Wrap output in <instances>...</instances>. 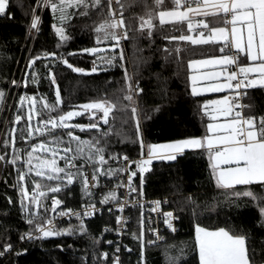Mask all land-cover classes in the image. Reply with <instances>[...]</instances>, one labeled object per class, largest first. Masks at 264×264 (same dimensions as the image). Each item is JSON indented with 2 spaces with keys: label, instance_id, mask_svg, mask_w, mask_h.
Returning a JSON list of instances; mask_svg holds the SVG:
<instances>
[{
  "label": "trees",
  "instance_id": "obj_1",
  "mask_svg": "<svg viewBox=\"0 0 264 264\" xmlns=\"http://www.w3.org/2000/svg\"><path fill=\"white\" fill-rule=\"evenodd\" d=\"M43 1L8 0L5 14L0 15V91L4 93V102L0 105V155L5 156L0 172V253H3L0 264H111L110 254L115 248L119 249V264H199L196 226L210 231L224 228L233 235H244L251 264H264V217L260 214L264 207V186L218 187L212 159L205 148L184 150L176 154L175 160H153L143 172L134 170L136 191H142L147 197L167 198L177 216L176 231H164L160 243H147L149 235L140 227L139 210L130 211L127 228L120 237L113 231L102 232L114 223V213L104 210L85 221L86 231L82 232L80 225L64 222L56 231L75 229L71 235L21 239L45 222L53 197L62 202L58 207L62 210L86 203L101 204L111 194L110 186L114 182L122 183L121 158L139 156L143 144L147 148L150 143L205 135L209 117L203 105L209 95L191 93L188 63L229 53L220 51L222 43L193 44L179 39L191 37L186 21L160 25L158 13L176 9L172 0H164L160 5L156 0H119L110 6L108 0H100L95 7L88 0L87 9L69 8L68 19L63 23L59 20L60 13H54L50 4ZM114 10L119 21L123 20V26L108 31L115 32L118 45L112 39H103V31H96L101 24L111 23ZM34 12L40 14V19L32 35L28 33V26ZM148 20L152 27L145 25L142 29L141 22ZM56 28L63 30L66 39H61ZM93 48L98 50L94 54L83 51ZM64 60L84 71H72ZM247 62L240 56V64ZM94 67L95 72L91 71ZM57 89L61 103L57 111L48 113L41 105L45 102L55 105ZM244 90L245 114L264 117V87L256 85ZM127 95L132 96L131 101L124 99ZM26 96L35 97L36 112H42L43 119L58 117L92 102L107 101L113 107L108 124L100 119L103 113L96 110L71 120L72 125L85 127L98 122V129L83 132L79 128L56 129L43 136L36 130L29 137L27 131H20L28 128L25 106L19 104L21 97ZM17 115L22 117L18 124L15 123ZM34 120L41 122V116L36 115ZM13 129H16L14 134ZM67 131L83 141L99 140L96 146L104 149L107 161L101 172L114 173L98 174L95 188L87 193L79 176H73L71 185H67L64 173L59 174L64 177L62 181L48 180V171H41L45 174L43 177L37 176V169L24 161L30 152L32 158L34 154H50L32 149L42 142L49 144L53 136H59L64 143L51 147L68 146ZM5 140L9 143L5 144ZM71 147L75 148L76 143L72 142ZM16 155L20 156L16 164L8 163ZM95 159V163L90 162L93 169L99 157ZM59 160L65 165L63 159ZM75 163L79 166L84 162ZM20 172L28 173L23 182H18ZM72 172L75 174V169ZM21 183L29 192V198L24 201L27 208L21 205ZM36 183L41 184L40 192L45 195L38 193L36 202L31 203ZM56 186L62 191L51 192L50 188ZM244 191H252L257 199L236 195ZM29 218L33 223H28ZM7 245H11L10 251H4ZM103 250L108 253L107 259L102 257Z\"/></svg>",
  "mask_w": 264,
  "mask_h": 264
},
{
  "label": "snow or ice",
  "instance_id": "obj_2",
  "mask_svg": "<svg viewBox=\"0 0 264 264\" xmlns=\"http://www.w3.org/2000/svg\"><path fill=\"white\" fill-rule=\"evenodd\" d=\"M46 4H50L53 12H59V20L61 23L65 22L68 19L69 8H84L89 7L88 0H44ZM119 0H117V3ZM164 0H156L157 5H160ZM112 0H108L109 6L111 5ZM172 3L176 6L177 9L181 8L184 5L190 3L196 4L198 6L202 5L205 9V16H213L219 20H222L224 24H230V35L229 29L226 27H217L210 29L209 36L205 39L204 34L201 33L200 39H193L190 36H181V40H190L193 44H209V43H221L222 47L220 48L221 52L225 51L227 48L230 52H233L232 55H224L219 59H208L202 61H194L192 64H202V65H238V73L242 78H238V73L233 71L228 74L226 77V84H213L208 88L203 89V91L211 92H221L225 88L229 89H239L243 87H255L256 80L249 79L252 74H259L260 86L264 87V0H172ZM8 0H0V15L5 14L7 8ZM100 0H92V6H98ZM199 10V7L196 9ZM194 11L192 8H189L188 11H160L159 12V23L164 25L165 23L173 22H183L188 19V13ZM86 14V13H85ZM114 15V13L112 14ZM230 16V20H229ZM39 23L38 18H34L31 24L33 29L37 28ZM145 25H148L149 28L152 27L151 20L142 21L141 28ZM118 26H123V20L118 22H105L101 24L96 31L98 33H104L103 39H112L116 41V44H119V38L116 36L114 31H108V29H116ZM55 27V25L53 26ZM204 28H208L207 23L203 24ZM189 29L191 30V25L189 24ZM57 33L61 36V39H66L61 28H56ZM124 38H127V33H125ZM98 43L100 39L98 38ZM84 52L94 54L98 50L93 49H84ZM243 54L244 57L251 62H254V66H240L239 58ZM55 55V54H52ZM70 55H75L71 53ZM39 57H37L38 59ZM121 59H123L121 55ZM111 61H109L110 63ZM32 64L35 63V60L31 61ZM63 63L67 65L68 68L72 69L74 72H83V69L74 68L73 65L69 64L67 60H64ZM192 65L190 64V67ZM93 72L96 71L94 67ZM221 76L220 72H213L209 74L210 79H217ZM125 79L128 77L126 75ZM193 81L192 94L199 95L200 92L197 91L195 87V82L197 77L194 75L191 77ZM237 81V83L232 84L231 81ZM14 85L16 81L12 82ZM53 83L55 80L53 78ZM129 92H131V84L128 85ZM239 95V93H237ZM29 99L27 97H21V106H23V101ZM32 103L29 107L27 113V120L30 122L34 115L41 116V123L45 125L46 131L51 134L56 129H70V128H79L80 131H86L90 129H98L99 123L93 122L87 127L79 124H69L68 121H71L76 116H82L85 112L91 110H96L102 112L103 115L100 119L103 120L104 124H108L109 114L112 111V105L107 101L92 102L84 104L81 107V111H68L67 113L61 114L56 118H49L48 120L43 119L42 112H36V104L38 103L35 97L30 98ZM131 101L132 96L127 95L124 97ZM4 102V93L0 91V105ZM61 103L59 89L56 91V104L50 105L48 103H43L42 108H46L48 113L57 111V105ZM234 105L227 98L222 100H212L203 105L205 110L211 109L207 114L212 117L213 120L217 119V115H223L225 117L231 116L232 118L226 123H209L207 125V130L212 135L205 136L204 138H192L177 141L175 143L168 144H159V145H148V157L146 161H141L137 164V167H140L141 172L146 171V168L141 167V165H146L151 163V159L154 156H160V158L175 160L177 153H182L185 148H205L209 151L210 159L215 162L212 164L213 174L216 177L217 186L225 189L235 188L237 185H252L260 184L264 186V117L256 118L255 116H243L240 111H235L233 116ZM133 115L136 113V109L132 110ZM22 117L17 115L15 117V123H20ZM51 124V128L48 129L47 125ZM31 124L27 129H21V133L27 131L28 136H32V131L29 130ZM137 130L139 131V123L137 122ZM37 131H40L37 129ZM16 129L12 130L14 134ZM222 133V134H221ZM40 134L45 135L44 131H41ZM66 135L70 138L68 146L60 149L58 147H51L50 145H59L64 143L59 136H53L49 144L40 143L39 145L33 146L32 151L35 152L37 149L44 151H51L53 156L59 154L60 151L64 153L61 156V159L65 161V167H59L56 160H41L38 168H47L48 174L46 178L48 180H63L64 177H61L59 174L64 173V176L67 177V185L73 183V176H79L81 178V186L85 193L89 190V178L82 171L85 164L95 163L96 157H99V163L104 164L107 161L104 158L102 147H97L99 140H90L83 141L80 137L75 136L72 131H67ZM107 135V133H105ZM23 139V136H21ZM72 142L76 143V147L72 148ZM5 144H8L9 141L5 140ZM141 144L143 142L141 141ZM14 145V141H13ZM214 152V155H213ZM29 159L26 161L31 165L32 152L28 153ZM20 159L19 155L14 156L8 163L13 165ZM127 160V157H124ZM0 160H5L4 155H0ZM77 160H83L84 163L79 166L75 163ZM226 165L227 167L220 168V165ZM67 169V170H66ZM75 169V174L71 171ZM32 171L31 166L29 167V172ZM103 174H114V173H102L99 169L94 168L92 173V181L97 179V175ZM28 173L20 172L18 177V182H23ZM37 176L43 177L45 174L39 170L36 171ZM136 175V173H133ZM65 185V187H67ZM95 186V185H93ZM41 184L36 183L34 185V190L31 193V203H35L37 200V194L45 195V193L40 192ZM134 190V189H133ZM50 191L53 193L62 191L60 186L51 187ZM236 195H243L250 197L252 199H257L256 195L252 191H244L242 193H236ZM20 196H21V205L25 208L28 206L24 203L26 199L29 198L28 189L20 184ZM116 199L115 194L111 193L108 197L102 201V203H107L109 199ZM264 202V198H262ZM62 202L57 199H53V204L59 206ZM159 202H157V206ZM90 208L94 209V205H90ZM54 210V209H53ZM76 215L78 218L81 215L80 213H73L72 210L68 212H61V215ZM90 213L85 211L83 215L87 216ZM260 214L264 217V207L260 209ZM172 217V213H167L166 218ZM167 222V221H166ZM28 223H33V220L29 218ZM51 223V221H49ZM169 228L172 227L171 223L168 222ZM38 231L43 233V237L47 238L50 236H61V235H71L75 229H66L64 231H54V230H44L43 227L38 226ZM80 230L86 231L83 224L80 225ZM196 236L195 242L199 254V264H251L249 257V249L246 244V237L244 235H233L228 230L220 228L215 231H210L202 227L197 226L195 229ZM32 233L24 234L21 239H32ZM40 238V237H36ZM11 245L5 246L4 251H10ZM119 251V249H117ZM3 253H0L2 255ZM104 258L107 259V254H104ZM115 264H119V258H115Z\"/></svg>",
  "mask_w": 264,
  "mask_h": 264
},
{
  "label": "built area",
  "instance_id": "obj_3",
  "mask_svg": "<svg viewBox=\"0 0 264 264\" xmlns=\"http://www.w3.org/2000/svg\"><path fill=\"white\" fill-rule=\"evenodd\" d=\"M117 0H112V3L115 4ZM45 2L43 1V4ZM190 5H193V3H190ZM112 19L111 22H118L119 16L117 12L114 10L112 12ZM34 18L40 19V14H36V12L33 13L32 18L30 20L29 26H28V33L31 32L32 35L36 32V29H33L31 27L32 21ZM230 18V16H229ZM38 27V25H37ZM225 51H228L233 54V52H230L227 48H225ZM236 71L238 73V66L236 64L230 65L228 67V74ZM238 78H242L239 76ZM237 83V81H232V84ZM245 87H241L239 89L231 90L228 94V100L232 102L234 105H238V107H234V111H240L243 116L247 117L245 114L246 109V102L244 100L245 97ZM239 93V95H237ZM56 118V117H46L44 120H48L49 118ZM47 128H51V124L47 125ZM39 129L40 131H46L45 125H43L41 122L39 123ZM59 129V128H58ZM148 151L146 148V145L143 144V151L142 153L134 158H127V160L121 158L120 166L123 167L122 172L124 174V177L122 179V183L118 185L117 183H113V185L110 186L111 193L115 194L116 199H109L107 203H101V204H95V203H86L82 204L78 208L75 209H66L62 210L59 209V206H55L53 204V199H56L55 197L52 198L51 205L48 206V212L49 216L45 220L44 223L39 224L38 226H41L44 228V230H54L56 231L58 229V226H60L62 223H75L77 225H81L85 223V221L89 218L94 217L95 215H99L102 213V211L106 210L107 212H113L114 213V223L113 225H109L105 228H103L102 232L105 231H113L115 235L118 237L121 236L123 231L127 228V223L130 220V211L131 210H139L140 211V227L142 231H145L147 235H149V238L147 240L148 244H154V243H160L164 237L163 232H175L176 231V221L177 216L175 214L174 209L170 206L169 200L167 198H155V197H147L142 191L137 192L134 181H133V173L134 170H140V167H137V164L141 161L148 160ZM150 164V163H149ZM149 164L141 165V167H144L148 169ZM103 164L99 163V159L97 160L96 168L99 169V171H102ZM65 167V165H64ZM2 169V161L0 160V172ZM73 169H71L72 171ZM83 172L88 176L89 178V190L95 188L96 186V180L92 181V173H93V167L89 163L84 168ZM95 185V186H93ZM134 189V190H133ZM157 202H159V205L157 206ZM90 205H94V209L90 208ZM54 209V210H53ZM68 210H72L73 213H80L81 215L79 218L76 215L68 214V215H61V212H68ZM85 211H88L90 214L85 216L83 213ZM167 213H172V217L166 218ZM51 221V223H49ZM167 221V222H166ZM168 222L171 223L172 227L169 228ZM37 226V227H38ZM37 227L32 232L33 237H42L43 233L41 231L37 230ZM120 241V239L118 240ZM108 253L103 250L102 251V257L104 258V254ZM118 257V251L115 248L114 252L110 254L111 258V264H115V258ZM120 259V258H119Z\"/></svg>",
  "mask_w": 264,
  "mask_h": 264
},
{
  "label": "rangeland",
  "instance_id": "obj_4",
  "mask_svg": "<svg viewBox=\"0 0 264 264\" xmlns=\"http://www.w3.org/2000/svg\"><path fill=\"white\" fill-rule=\"evenodd\" d=\"M229 20H230V18H229ZM228 25H230V24H227V26ZM228 29H229V27H228ZM224 55H231V53H227L226 52V53H221V54L213 55V56H210V57L199 58V59H194V60L189 61L188 66L191 64L192 67H190V68L193 70L192 73L190 72L191 74L189 73L190 78L188 76L189 88H190L191 93H192V88H193V81H192L191 77L194 76V75L197 77V80L195 82V87L197 88V91L200 92V94H206L207 92H211V91H203V89L208 88L209 86H211L213 84H217V83H219V84H226V83L229 82V81H227L226 77L228 76V67H230V65H202V64H192V62H194V61H202V60H208V59H219V58L223 57ZM99 62H102V61H99ZM96 63H98V62H96ZM245 64L246 63H242V64H240V66H244ZM207 66H209V67H207ZM91 71H92V69H91ZM203 71H204V74H203L204 77L205 78H208V79H210L209 78V74H211L213 72H220L221 73V76L219 78H217V79H210V81H207V82H204V83H199L202 80V78H201V75L202 74L201 73H203ZM255 77L257 78L256 79V85H260V80H259V74L258 73L257 74H252L249 77V79H253ZM230 83H232V81ZM226 90H228L227 93H225ZM230 90H232V89L225 88L221 92H217V93H214V94H210L206 98L204 104H206V103H208L209 101H212V100H222V99H225V98L228 99V94L230 93ZM26 97L29 98V99H25L23 101V107L25 106L24 108H25L26 117H27V113H28L29 107H30V105L32 103V101H31L30 98H33V97H30V96L29 97L26 96ZM19 104H21V102ZM35 108H36V106H35ZM81 110H82L81 108H76V109H72L70 111H81ZM208 111H211V109H208L207 112ZM234 115H235V111H233V116ZM35 116L36 115L33 116L32 120L30 122L27 120V122H28L27 127H29V123H30L31 124V128H30L31 131H36L37 129H39V123L40 122L37 123L34 120L35 119ZM210 119H211V116H210ZM230 119L231 118H226L223 115H217V119L216 120H212L211 122L212 123H220V124H223V123H226ZM68 123L71 124V121H68ZM207 125H208V123H207ZM207 125H206V133L202 137H191V138H185V139L203 138L205 136H208V134L212 135L211 133L208 132ZM185 139L164 141V142H159V143H150L148 145H159V144L175 143L177 141H181V140H185ZM147 148H148V146H147ZM188 149H193V148L192 147L185 148V150H188ZM37 151H42V150L37 149ZM43 152H47V153H50V154H47V155L46 154H34L33 155V158L31 160V166L34 167V169H37V170L43 171V172L49 171L47 168H38V165L40 164V161L41 160L51 161L53 159L56 160L57 165L59 167H64V165H62L60 163V160H59L61 158V155L64 154L62 151H60L59 154L56 155V156H53V154L51 153V151H44L43 150ZM28 159H29V157H27L26 159H24V161L25 160L28 161ZM158 159H163V158H160V156H154V157H152L151 161L158 160ZM164 160H168V159H164ZM2 165H3V161H2Z\"/></svg>",
  "mask_w": 264,
  "mask_h": 264
},
{
  "label": "crops",
  "instance_id": "obj_5",
  "mask_svg": "<svg viewBox=\"0 0 264 264\" xmlns=\"http://www.w3.org/2000/svg\"><path fill=\"white\" fill-rule=\"evenodd\" d=\"M199 7V10L197 11L196 9ZM189 8H192L194 11L192 12H189L188 13V19L184 20L187 22L188 24V27H189V24L191 25V37L193 39H200L201 36L200 34L203 33L204 34V38L206 39L209 34H210V29L212 28H217V27H226L228 28L229 27V35H230V28H231V25H226L222 22V20H219L217 18H214L213 16L209 15V16H205L203 13L205 11V9L203 8L202 5L198 6L196 4H193V5H189L187 7H184V8H179V9H172V10H163V11H173V10H176V11H188ZM158 19H159V13H158ZM204 23H207L209 25L208 28H204L203 27V24ZM222 43V42H221ZM240 56H244L243 54H241ZM244 66H254V62H251V61H248ZM192 67V66H191ZM209 67V66H207ZM189 69H190V72L192 73V69L190 68V65H189ZM190 73V74H191ZM201 82L199 83H204V82H207V81H210V79L208 78H205L204 77V71L203 73H201ZM190 78V76H189ZM205 79V80H204ZM254 80H256L257 78H253ZM228 90L225 91V93H227ZM231 91V90H230ZM214 93H217V92H207L206 94H199V95H210V94H214ZM207 112V110H205ZM208 115V114H207ZM233 115V114H232ZM209 117V123H212L211 121L213 120L212 117L210 119V116L208 115ZM226 118H232L231 116L229 117H226ZM213 124H216V123H213ZM210 134H208L209 136ZM204 138V137H203ZM193 149H198V148H193ZM213 155H214V152H213ZM215 161L212 160V164L214 163ZM224 167H227L226 165H223L221 164L220 165V168H224ZM197 227V226H196ZM195 227V229H196ZM215 231V230H214ZM194 235L196 236V232L194 231ZM197 253H198V249H197ZM198 260H199V254H198Z\"/></svg>",
  "mask_w": 264,
  "mask_h": 264
}]
</instances>
